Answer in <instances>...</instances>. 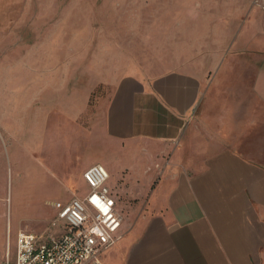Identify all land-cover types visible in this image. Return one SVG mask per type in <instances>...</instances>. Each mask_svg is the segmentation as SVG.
<instances>
[{"label": "crops", "instance_id": "1", "mask_svg": "<svg viewBox=\"0 0 264 264\" xmlns=\"http://www.w3.org/2000/svg\"><path fill=\"white\" fill-rule=\"evenodd\" d=\"M99 54L82 92L77 75L54 84L40 69L39 97H15L14 69H3L0 162L10 153L19 177L35 182L46 173L34 155L50 146L58 156L49 162L64 170L60 186L80 182L72 197L85 194L90 165L117 174L124 221L106 264H264V139H255L253 100L217 95V71L181 63L147 72L119 51ZM116 68L124 70L111 77ZM102 84L109 91L92 104Z\"/></svg>", "mask_w": 264, "mask_h": 264}, {"label": "rangeland", "instance_id": "2", "mask_svg": "<svg viewBox=\"0 0 264 264\" xmlns=\"http://www.w3.org/2000/svg\"><path fill=\"white\" fill-rule=\"evenodd\" d=\"M115 51L147 72L181 63L205 68L209 77L219 72L217 95L230 91L233 99L253 100L255 139H264V0H0V81L3 69H14L15 97L28 92L39 97L40 69H47V82L54 84L70 83L77 75L82 92L95 53L102 60ZM26 69H31L30 88L24 84ZM119 70L124 69L108 73L112 77ZM108 91L106 84L98 87L92 104ZM54 151L50 146L36 151L42 167L37 171L46 174L35 182L19 177L22 168L8 160L10 153L0 162V264H6L9 251L14 261L20 228L45 230L55 213L53 202L81 187L75 180L66 190L60 186L64 170L49 162L58 156ZM38 158L48 159V167ZM115 177L108 184L119 199ZM32 183L42 190L31 191Z\"/></svg>", "mask_w": 264, "mask_h": 264}, {"label": "built area", "instance_id": "3", "mask_svg": "<svg viewBox=\"0 0 264 264\" xmlns=\"http://www.w3.org/2000/svg\"><path fill=\"white\" fill-rule=\"evenodd\" d=\"M102 163L90 165L83 196L56 200L55 215L43 231L20 230L14 261L6 264H106L104 252L121 238L124 217Z\"/></svg>", "mask_w": 264, "mask_h": 264}]
</instances>
